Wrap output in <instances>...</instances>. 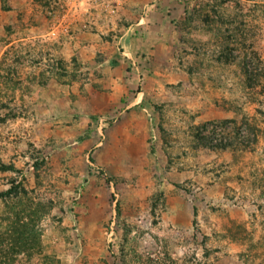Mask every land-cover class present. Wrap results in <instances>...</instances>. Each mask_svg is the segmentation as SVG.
Returning a JSON list of instances; mask_svg holds the SVG:
<instances>
[{
	"label": "rangeland",
	"instance_id": "obj_1",
	"mask_svg": "<svg viewBox=\"0 0 264 264\" xmlns=\"http://www.w3.org/2000/svg\"><path fill=\"white\" fill-rule=\"evenodd\" d=\"M1 164L15 264H264V0H0Z\"/></svg>",
	"mask_w": 264,
	"mask_h": 264
},
{
	"label": "trees",
	"instance_id": "obj_2",
	"mask_svg": "<svg viewBox=\"0 0 264 264\" xmlns=\"http://www.w3.org/2000/svg\"><path fill=\"white\" fill-rule=\"evenodd\" d=\"M36 168L39 164H36ZM1 171H15L11 165H0ZM0 203L5 214L0 224V264H15L19 256L31 259L43 253L41 240L34 228L45 216L44 202H36L16 179L0 192Z\"/></svg>",
	"mask_w": 264,
	"mask_h": 264
},
{
	"label": "crops",
	"instance_id": "obj_3",
	"mask_svg": "<svg viewBox=\"0 0 264 264\" xmlns=\"http://www.w3.org/2000/svg\"><path fill=\"white\" fill-rule=\"evenodd\" d=\"M156 12L158 13V9H157ZM159 14H160V13H159ZM114 62H116L115 64H117L119 67L114 68L113 70L118 71L120 68L123 67V66H122V60L119 58V59H116V60L114 59V61H111V62H110V67H111V68H113V66H114L113 63H114ZM137 103H138V102H137ZM130 107H131V106H129V107H127V108L130 109ZM99 145H100V143H98V144L96 145V147L99 146Z\"/></svg>",
	"mask_w": 264,
	"mask_h": 264
},
{
	"label": "built area",
	"instance_id": "obj_4",
	"mask_svg": "<svg viewBox=\"0 0 264 264\" xmlns=\"http://www.w3.org/2000/svg\"><path fill=\"white\" fill-rule=\"evenodd\" d=\"M72 1V3H74V4H76V3H83L84 1H94V2H96V1H99V0H71Z\"/></svg>",
	"mask_w": 264,
	"mask_h": 264
}]
</instances>
